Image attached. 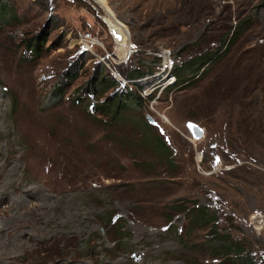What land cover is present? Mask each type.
Returning <instances> with one entry per match:
<instances>
[{
	"label": "rangeland",
	"instance_id": "obj_1",
	"mask_svg": "<svg viewBox=\"0 0 264 264\" xmlns=\"http://www.w3.org/2000/svg\"><path fill=\"white\" fill-rule=\"evenodd\" d=\"M3 4L0 264H231L212 222L181 205L206 207L261 263L264 0ZM32 36L46 39L37 56ZM176 66L179 81L149 96ZM126 87L139 100L123 116L93 109Z\"/></svg>",
	"mask_w": 264,
	"mask_h": 264
},
{
	"label": "trees",
	"instance_id": "obj_2",
	"mask_svg": "<svg viewBox=\"0 0 264 264\" xmlns=\"http://www.w3.org/2000/svg\"><path fill=\"white\" fill-rule=\"evenodd\" d=\"M7 15L13 16L14 14L13 13L11 14L9 11L7 12V8L3 4L0 6V17L6 19ZM235 34H236V31L233 32L232 36H234ZM45 41H46L45 37H43L41 40L37 36H32L26 40V46L34 55L37 56L39 51L43 48L44 44L46 43ZM202 57L203 56L196 57L190 62L186 63V65L195 66L196 65L195 62L199 61V59ZM180 69L181 67L176 66V68L174 69L175 71L174 73H177L180 76L181 75L179 73ZM144 73L145 72L143 71H140V70L137 71L133 69L132 73H130V78H136V77L138 78ZM76 76H77V73L70 72L69 74H67L68 79L75 78ZM108 76L109 75H103L101 76L100 80L96 82L99 89L106 90L110 85L116 83L115 79H110ZM63 83L64 81L62 83L57 82V85L54 86L53 92L56 93V95H54L55 97H58L59 95L62 94L61 91L63 89L62 88ZM151 96H154V93L151 94ZM77 98H79V95ZM138 100H139V95H137L132 90H130L128 87H126V90L124 93L122 92L120 94H117V96H111V97L108 96L107 98H105V100L101 101V103L93 104V109H96L98 111H101V110L107 111L110 114L109 115L110 117L106 121H111L112 119L120 118L121 116H123V113L127 111L126 110L127 107L131 105L134 106V104H136ZM159 144H160V140H159ZM164 145L165 144L162 143V140H161V146L164 147L162 148V152H164L167 156H169V152H168L169 149L167 146H164ZM195 206L197 208H195L194 206L193 208L192 207L188 208V207H183V205H181L180 209L181 211H184V212L186 211L189 212L192 210L191 219L194 218L195 220L193 221H195L196 223L197 222H203V223L212 222L213 224L212 232L214 233L215 236L219 237V241H221V244L219 245V247L228 253V257H229L228 260L231 262V264H264V258L262 259V262L259 263L251 254L245 253V250L243 249V246L241 245V243L233 241L231 239V236L229 235H223L220 232H218L215 229V224H214L216 221V217L214 214L212 213L210 214L208 210L206 209V207H200V205H195ZM120 233H121L120 236L122 237V234H124V232L121 231Z\"/></svg>",
	"mask_w": 264,
	"mask_h": 264
},
{
	"label": "bare ground",
	"instance_id": "obj_3",
	"mask_svg": "<svg viewBox=\"0 0 264 264\" xmlns=\"http://www.w3.org/2000/svg\"><path fill=\"white\" fill-rule=\"evenodd\" d=\"M99 1V0H98ZM112 22V21H111ZM113 25H114V27H113V30L114 29H121V27L119 26L118 27V25L119 24H121L120 22L118 23V22H113L112 23ZM120 31V30H119ZM122 31H124L123 29H122ZM126 32V31H125ZM119 43H120V48L121 49H126V50H129L130 48L129 47H126L127 46V44L125 43V40H121L120 39V41H119ZM174 79V78H173ZM175 82V81H174ZM174 82H172L171 84H173ZM20 201V200H19ZM44 205V204H43ZM7 217V216H6ZM10 219V218H9ZM4 222L7 224L6 226H8V223L7 222H10L9 220L8 221H6V220H4ZM17 224V223H16ZM11 225V224H10ZM3 226V225H2ZM1 226V227H2ZM11 229H13V228H11ZM10 229V230H11ZM1 230V229H0ZM6 230H7V228H6ZM3 231V230H2ZM7 233V232H6ZM0 234H2V233H0ZM0 236H2V235H0ZM16 237H18L19 238V235L18 236H16ZM17 238V239H18ZM11 240H14V239H11ZM9 241H10V239H9ZM0 242H4L5 244H3V245H5V247L6 248H9L10 246H11V244H9L8 242H7V240L5 239V241H4V237H0ZM11 243V242H10ZM20 244V243H19ZM1 245H2V243H1ZM4 251V250H3ZM1 253V252H0ZM4 254V253H3ZM4 261V260H3ZM2 262V261H1Z\"/></svg>",
	"mask_w": 264,
	"mask_h": 264
},
{
	"label": "built area",
	"instance_id": "obj_4",
	"mask_svg": "<svg viewBox=\"0 0 264 264\" xmlns=\"http://www.w3.org/2000/svg\"><path fill=\"white\" fill-rule=\"evenodd\" d=\"M227 44H228V43H227ZM226 47H227V45H226ZM216 55H219V53H218V54H215V56H216ZM194 68H196V69H198V70H202L203 66H197V67H194ZM173 78H174V79H173ZM174 81H175V82H174ZM172 82H174V83H177V82H178V79H177V76L175 75V73L169 75V79H168V82H167V83H165L164 85H161V86L158 85V87H155V88L152 90L151 94L155 93V90L158 89V90H160V92H159V96H161V93H162L164 90H166L167 88H169L170 85H172V84H171ZM151 94H149V96H151ZM154 95H155V94H154ZM157 98H158V96H157Z\"/></svg>",
	"mask_w": 264,
	"mask_h": 264
},
{
	"label": "water",
	"instance_id": "obj_5",
	"mask_svg": "<svg viewBox=\"0 0 264 264\" xmlns=\"http://www.w3.org/2000/svg\"><path fill=\"white\" fill-rule=\"evenodd\" d=\"M151 120V119H150ZM152 121V120H151ZM190 126V129L192 131V135L198 139V138H202L203 137V133L204 130L202 129V127H200L199 125L195 124V123H188ZM187 124V125H188Z\"/></svg>",
	"mask_w": 264,
	"mask_h": 264
}]
</instances>
